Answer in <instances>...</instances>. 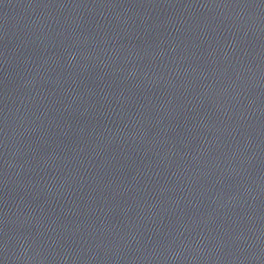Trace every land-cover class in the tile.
<instances>
[{
  "label": "water",
  "instance_id": "1",
  "mask_svg": "<svg viewBox=\"0 0 264 264\" xmlns=\"http://www.w3.org/2000/svg\"><path fill=\"white\" fill-rule=\"evenodd\" d=\"M0 264H264V0H0Z\"/></svg>",
  "mask_w": 264,
  "mask_h": 264
}]
</instances>
